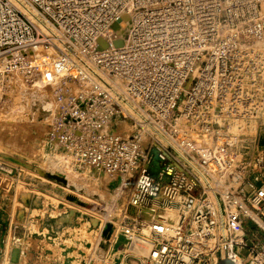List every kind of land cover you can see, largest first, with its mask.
<instances>
[{
    "label": "built area",
    "instance_id": "built-area-1",
    "mask_svg": "<svg viewBox=\"0 0 264 264\" xmlns=\"http://www.w3.org/2000/svg\"><path fill=\"white\" fill-rule=\"evenodd\" d=\"M9 53L38 54L46 142L126 231L119 264H264V146L226 127L264 118V0H0Z\"/></svg>",
    "mask_w": 264,
    "mask_h": 264
},
{
    "label": "rangeland",
    "instance_id": "rangeland-1",
    "mask_svg": "<svg viewBox=\"0 0 264 264\" xmlns=\"http://www.w3.org/2000/svg\"><path fill=\"white\" fill-rule=\"evenodd\" d=\"M26 55L16 68L8 66L20 56L0 57V264H119L126 231L104 225L98 198L62 169L85 172L65 161L51 167L54 154L45 136L53 95L46 87L37 98L41 79L27 63L38 54ZM11 80L23 87L24 96L7 90ZM16 95L22 110L14 111ZM256 123L259 134L246 159L264 146V118ZM128 264L136 263L129 259Z\"/></svg>",
    "mask_w": 264,
    "mask_h": 264
},
{
    "label": "bare ground",
    "instance_id": "bare-ground-1",
    "mask_svg": "<svg viewBox=\"0 0 264 264\" xmlns=\"http://www.w3.org/2000/svg\"><path fill=\"white\" fill-rule=\"evenodd\" d=\"M6 88L13 95H15V91H18V96H24L25 94V90H22L23 87L17 84L16 80H11V82L7 85ZM45 93L46 87L42 85V83H40L39 90L36 92L37 98L44 97ZM32 94L33 92H31L29 95L33 98L34 96H32ZM17 95L14 96L12 100L14 111L23 109L20 103L22 97L20 98ZM226 127L230 131V133H232V135L237 138L235 145V155L240 159L248 157L252 152L254 139L257 138L259 134V125L256 123V121H230L227 122ZM50 163L51 167L60 168V166H62L64 163V159L57 155H52ZM62 170H65L63 173L66 174V176H70L69 178L72 179L71 181L73 182V184H77L80 187L83 185V183H85V174L80 173L77 175H71V172L66 170L64 167ZM96 190L97 189L95 188H90V190L84 191H86L89 196H92L93 194H96ZM131 252L138 256H146L148 253V248L142 244H134L131 248Z\"/></svg>",
    "mask_w": 264,
    "mask_h": 264
},
{
    "label": "water",
    "instance_id": "water-1",
    "mask_svg": "<svg viewBox=\"0 0 264 264\" xmlns=\"http://www.w3.org/2000/svg\"><path fill=\"white\" fill-rule=\"evenodd\" d=\"M219 264H231V263H229L228 261H222Z\"/></svg>",
    "mask_w": 264,
    "mask_h": 264
}]
</instances>
